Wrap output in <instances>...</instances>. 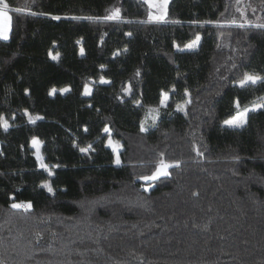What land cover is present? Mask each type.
I'll use <instances>...</instances> for the list:
<instances>
[{"label": "trees", "instance_id": "16d2710c", "mask_svg": "<svg viewBox=\"0 0 264 264\" xmlns=\"http://www.w3.org/2000/svg\"><path fill=\"white\" fill-rule=\"evenodd\" d=\"M5 2L0 262L264 264V107L224 123L264 104L240 84L264 76V0H169L163 21L144 0ZM161 159L180 166L143 179Z\"/></svg>", "mask_w": 264, "mask_h": 264}, {"label": "snow or ice", "instance_id": "6c2138e0", "mask_svg": "<svg viewBox=\"0 0 264 264\" xmlns=\"http://www.w3.org/2000/svg\"><path fill=\"white\" fill-rule=\"evenodd\" d=\"M237 2H239V0H237ZM144 3L148 4L149 8H156L158 10V14L157 15H153L151 12H149V19L150 20H155V21H163L166 19L167 15H168V4H169V0H144ZM9 11H12V9L9 8L8 3L5 2V0H0V20L3 21L2 25H0V40L3 41H7L9 40V33L12 31V27H11V16L8 14ZM14 11L19 12V9H15ZM120 18V9L116 8L112 11V13L106 17V19L109 20H115V19H119ZM53 19H59V17H53ZM205 23H210V21H206ZM241 27H243V25H241ZM258 27L264 28V24L262 25H258ZM130 35V34H129ZM201 37L199 35H197L195 37V39L190 42L189 44L186 45L187 48L189 49H193L195 48L199 42H200ZM81 54H83V50H81ZM56 57H53V59H55ZM139 73H137L138 75ZM264 81V76H260L257 74H249V73H245L243 79L241 80L240 84L241 87L246 86L248 83H251L253 85L257 84L258 82ZM101 83H108V81L104 80L103 78H101ZM63 91H68V89H64ZM85 95H90V89H88L87 87L85 88ZM185 95H188L187 93H185ZM163 99L161 100V104H164L165 101H167L168 99V95L167 93H162ZM264 99V98H262ZM190 102V101H189ZM258 107H264V104L258 105V106H254L253 108L249 109L247 107H245L243 109V111H239L240 109V104L239 102L236 103V108L238 109L237 115H235L234 117H232L231 119H227L224 121V123L230 127H242L244 126V124L247 123V116L248 113L250 111H256L258 110ZM183 109L180 106H177V111H182ZM36 119H42V117H36ZM0 120H3L2 117H0ZM30 122L35 123V120H32L30 118ZM3 128L5 131H7L9 125L7 124V122L5 121L2 124ZM105 132H108L109 130L107 128L104 129ZM141 131H145V129L143 128V126L141 127ZM32 145L33 147H36L37 149L39 148L40 145V141L33 139L32 141ZM109 146L113 147L111 140H109ZM113 150L116 151V148L113 147ZM197 153V155H202V153L200 152V150L198 148L194 149ZM82 152H87L88 149H81ZM36 159L38 162H40L41 167L45 168L47 170V166L43 163V158L39 155V152H37V156ZM115 163L117 165H119L121 163L120 160V156L117 154L116 159H115ZM180 166V162L176 161L174 163H166L163 159L159 160L157 162V167L155 172L153 173V175L151 177L145 176L143 177V179L148 180V179H159L160 177H167L170 175L168 169L169 168H173V167H179ZM58 167V165H57ZM49 175H52V172L49 171ZM44 187H46L48 189L49 192H52L53 189L50 185H43ZM147 190V189H146ZM12 209L15 210H23L25 212L30 211L32 208V204L30 202L28 203H16L13 202L11 205ZM39 235V234H37ZM0 264H2V262H0Z\"/></svg>", "mask_w": 264, "mask_h": 264}, {"label": "rangeland", "instance_id": "374dc122", "mask_svg": "<svg viewBox=\"0 0 264 264\" xmlns=\"http://www.w3.org/2000/svg\"><path fill=\"white\" fill-rule=\"evenodd\" d=\"M148 5V4H147ZM149 7V6H148ZM149 10H150V12L153 14V15H157L158 14V10L156 9V8H149ZM155 21V20H154ZM197 48V46L195 47V48H193V49H189V48H185V49H187V50H194V49H196ZM88 88V89H90V91H91V86H85V88ZM85 88H84V91H83V94L85 93ZM65 91H60V93H64ZM162 99H163V96H162ZM166 102V101H165ZM164 105H165V103L164 104H161V106H163L164 107ZM254 106H252V107H250L249 109H251V108H253ZM241 111H243V110H241ZM235 115H237V113L235 114ZM234 115V116H235ZM233 116V117H234ZM232 118V117H231ZM230 118V119H231ZM109 140H111V142H112V145H113V147H115L116 148V151H114L113 150V147H110L109 146ZM107 146L113 151V153H114V155H115V159H116V156H117V154L120 152V150H121V146H120V144L119 143H117V142H115V141H113L112 139H110V138H108V140H107ZM31 147H32V149H33V152H34V157H35V159H36V156H37V152H39V149H40V145H39V148L37 149L36 147H33V145H32V142H31ZM39 155H40V152H39ZM41 156V155H40ZM36 161H37V159H36ZM38 162V161H37ZM38 165H39V167L40 168H43V167H41V164H40V162H38ZM155 170H156V167H155V169L151 172V174L148 176V177H151L152 175H153V173L155 172ZM149 180H153V179H149ZM149 190L150 189V187H146L145 188V190Z\"/></svg>", "mask_w": 264, "mask_h": 264}, {"label": "crops", "instance_id": "0c3cea01", "mask_svg": "<svg viewBox=\"0 0 264 264\" xmlns=\"http://www.w3.org/2000/svg\"><path fill=\"white\" fill-rule=\"evenodd\" d=\"M9 14V13H8ZM2 23H3V21L2 20H0V25H2Z\"/></svg>", "mask_w": 264, "mask_h": 264}]
</instances>
